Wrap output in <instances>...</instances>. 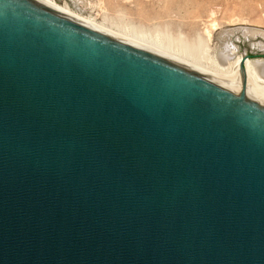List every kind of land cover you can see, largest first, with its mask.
I'll return each mask as SVG.
<instances>
[{"label":"water","instance_id":"95a60500","mask_svg":"<svg viewBox=\"0 0 264 264\" xmlns=\"http://www.w3.org/2000/svg\"><path fill=\"white\" fill-rule=\"evenodd\" d=\"M44 0H0V264H264V100Z\"/></svg>","mask_w":264,"mask_h":264},{"label":"bare ground","instance_id":"6f19581e","mask_svg":"<svg viewBox=\"0 0 264 264\" xmlns=\"http://www.w3.org/2000/svg\"><path fill=\"white\" fill-rule=\"evenodd\" d=\"M44 1L78 19L214 74L230 76L233 68L243 62L244 54L237 52L228 39L231 32L225 33L219 45L214 44L213 33L217 29L215 21L202 30H196L174 23L167 17L163 20L156 18L157 22L144 20L123 9L131 6L133 0H120V5H115L113 10L102 0H71L73 7L66 2ZM242 35L253 38L261 36L264 39V31L245 30ZM261 47L264 51V45ZM243 64L246 93L264 100V60L248 58Z\"/></svg>","mask_w":264,"mask_h":264},{"label":"rangeland","instance_id":"374dc122","mask_svg":"<svg viewBox=\"0 0 264 264\" xmlns=\"http://www.w3.org/2000/svg\"><path fill=\"white\" fill-rule=\"evenodd\" d=\"M55 1L66 2L73 7L71 0ZM102 1L110 10H113L115 5H120V0ZM132 2L131 6L123 9L144 20L157 22L167 17L174 23L193 27L196 30H202L215 21L217 25L213 33L215 45H219V42L225 38L226 32H231L228 39L236 47L237 52L250 56L251 59L264 60V51L261 47L264 45V39L261 36L253 38L242 35L245 30L264 31V0H148L147 2L133 0Z\"/></svg>","mask_w":264,"mask_h":264}]
</instances>
